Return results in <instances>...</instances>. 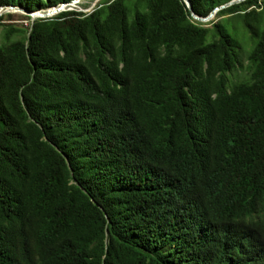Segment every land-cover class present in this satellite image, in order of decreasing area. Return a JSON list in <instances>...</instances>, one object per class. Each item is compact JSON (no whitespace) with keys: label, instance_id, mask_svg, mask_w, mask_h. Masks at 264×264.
<instances>
[{"label":"trees","instance_id":"16d2710c","mask_svg":"<svg viewBox=\"0 0 264 264\" xmlns=\"http://www.w3.org/2000/svg\"><path fill=\"white\" fill-rule=\"evenodd\" d=\"M95 2L0 15V264H264V0Z\"/></svg>","mask_w":264,"mask_h":264},{"label":"rangeland","instance_id":"374dc122","mask_svg":"<svg viewBox=\"0 0 264 264\" xmlns=\"http://www.w3.org/2000/svg\"><path fill=\"white\" fill-rule=\"evenodd\" d=\"M97 2H94L93 0H78L75 5H70L69 7H66L65 9H76V10H82V11H89L92 9V7ZM11 13H12V16L5 17L3 20L4 22H9L17 26L24 27L26 24H29L30 20H32L31 17L28 18L26 14L21 13V12H11ZM226 16L227 15L223 17H226ZM220 18L222 17H215V21ZM225 25L227 29L229 30L230 34L233 37L237 38L239 42L241 43V46H242L241 59L243 61V66H245L247 64L246 55H247V51L249 50L251 46V41L249 40V36L245 30L242 20L239 17L231 16L229 17V20L225 21ZM246 75H247L246 71L243 68H238L236 71L232 73L231 76L234 79H241L245 77Z\"/></svg>","mask_w":264,"mask_h":264},{"label":"water","instance_id":"95a60500","mask_svg":"<svg viewBox=\"0 0 264 264\" xmlns=\"http://www.w3.org/2000/svg\"><path fill=\"white\" fill-rule=\"evenodd\" d=\"M75 1L76 0H71L68 3L61 2V3H59L56 6H51V7L47 8L46 10H38V11H29V10L24 9L22 7L13 6V5H4V6L0 5V15H2L3 13H6V12H21V13H24L27 16L31 17V19H34L36 17L45 18V17L53 16V15L57 14L58 12H60L62 10H65V8L69 7L70 5H74ZM183 1L186 4L188 10L190 11L191 16L195 20L200 21V22H207V21L211 20L214 17V15H215V13H216V11L218 9L225 8V7L230 6L232 4H237L239 2H242L243 0H230L227 3H225V4H222V5L218 6V7H215L206 16H200V15L195 14L192 11V6H191V3H190V0H183Z\"/></svg>","mask_w":264,"mask_h":264},{"label":"bare ground","instance_id":"6f19581e","mask_svg":"<svg viewBox=\"0 0 264 264\" xmlns=\"http://www.w3.org/2000/svg\"><path fill=\"white\" fill-rule=\"evenodd\" d=\"M76 1H77V0H76ZM76 1H75V4H76ZM93 1H96V0H93ZM75 4H74V5H75Z\"/></svg>","mask_w":264,"mask_h":264},{"label":"built area","instance_id":"2783aa9c","mask_svg":"<svg viewBox=\"0 0 264 264\" xmlns=\"http://www.w3.org/2000/svg\"><path fill=\"white\" fill-rule=\"evenodd\" d=\"M27 25V24H26Z\"/></svg>","mask_w":264,"mask_h":264}]
</instances>
